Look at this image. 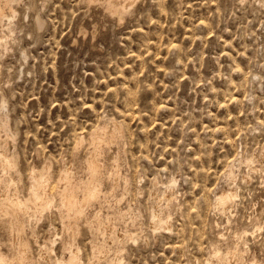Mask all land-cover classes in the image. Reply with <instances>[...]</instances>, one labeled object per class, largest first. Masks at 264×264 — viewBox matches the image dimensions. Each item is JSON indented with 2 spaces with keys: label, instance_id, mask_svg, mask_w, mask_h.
<instances>
[{
  "label": "rangeland",
  "instance_id": "rangeland-1",
  "mask_svg": "<svg viewBox=\"0 0 264 264\" xmlns=\"http://www.w3.org/2000/svg\"><path fill=\"white\" fill-rule=\"evenodd\" d=\"M12 6L0 28V116L13 134L0 130V150L23 162L11 192L28 195L34 168L51 170L48 193L67 168L86 182L89 138L109 128V140L75 236L53 205L23 242L0 226V251L24 243L31 264H65L70 248L80 264L264 257V0H131L120 15L84 0Z\"/></svg>",
  "mask_w": 264,
  "mask_h": 264
},
{
  "label": "bare ground",
  "instance_id": "bare-ground-1",
  "mask_svg": "<svg viewBox=\"0 0 264 264\" xmlns=\"http://www.w3.org/2000/svg\"><path fill=\"white\" fill-rule=\"evenodd\" d=\"M17 0H0V28L3 25V21L6 17L13 16L14 14V7L12 4L16 2ZM86 2H93L95 3V0H84ZM133 1V0H132ZM136 1V0H134ZM262 1V0H261ZM20 2V1H19ZM18 2V3H19ZM22 2V1H21ZM133 3V2H132ZM263 3V2H262ZM111 7H103L105 10H107L110 13H115L117 15L122 14L123 12L127 11L129 9V5L131 4V0H111ZM132 6V5H131ZM260 6V4H259ZM80 7V6H79ZM16 18V17H15ZM8 22V20H6ZM3 28V27H2ZM6 28L10 30L9 23L6 24ZM6 29V30H7ZM4 32V30L2 31ZM7 35V34H6ZM0 52L5 50L8 46V38L5 36L4 39L0 36ZM10 44V43H9ZM5 53V52H4ZM6 116V115H5ZM5 116H0V130L6 131L5 135L8 136L9 138L13 136L12 133L9 132L8 130V120L6 121ZM6 123V127H4V124ZM116 125V123H115ZM119 127V126H118ZM122 127V126H121ZM109 129V128H108ZM105 128H101L97 131H95L94 134L91 135L89 138V141L91 142L93 146V150L90 151L91 154H89L88 160V168H89V174L88 180L84 183H81L80 185H75V182L73 181L71 174L67 168L66 171H64L62 174L60 172V180L59 182H62V187H58L59 190L57 191H51V193L47 191V186L49 183V179L51 178V170L48 167H43L41 169L47 168V175L43 181H40V186L38 188V191L36 195L40 196L41 198L38 200L36 199V195H33L32 192V187L33 184L36 183V181L33 180L32 176H30L29 180V187H28V195L26 197H20L19 195H14V193L11 192V190L18 189L19 182L16 176H10L8 178L9 181H15L14 183H9V182H3L0 183V226H3L2 228L6 229V232L11 234L14 237L18 236V239H20L23 242V232L25 229V226L27 224H30L32 222L33 216L39 213L43 214L42 212L44 210H47L55 205L57 207V210L63 218V225H64V232L66 231V234L69 236H75V232L78 230V219L82 217L81 210L86 209L85 207L88 206L92 200L96 199L99 197L100 190H101V180L104 176V173L102 172L100 161H99V155L101 153V144L104 143L105 141L109 140L108 133ZM8 130V132H7ZM123 133V132H122ZM1 136V135H0ZM83 138V137H81ZM88 138V137H87ZM79 140V139H78ZM88 141V140H86ZM6 143V142H5ZM80 143V142H79ZM112 143V142H111ZM3 146L2 141L0 140V147ZM2 151V150H0ZM4 152L6 155L9 156H14L13 154ZM16 158V157H15ZM116 163V162H115ZM69 165V164H67ZM48 166V165H47ZM62 171V170H61ZM119 172V171H118ZM111 173V172H110ZM116 173L113 172L112 174L114 175ZM31 174V173H30ZM56 174V173H55ZM58 175V174H57ZM117 175V174H116ZM59 176V175H58ZM57 177V176H56ZM86 177V176H85ZM87 178V177H86ZM116 178V177H115ZM54 180V177H53ZM56 181L59 179H55ZM116 181V180H115ZM174 181V180H173ZM171 181V182H173ZM52 183V182H51ZM61 184V183H60ZM57 185V184H56ZM59 186V185H58ZM61 186V185H60ZM51 187V185H50ZM77 188H81L83 192V197L79 198L77 194H75ZM49 188V187H48ZM57 188V189H58ZM94 190V191H93ZM112 190V189H111ZM17 191V190H16ZM16 191H14L16 193ZM113 191V190H112ZM223 191V190H222ZM232 191V190H231ZM156 192V191H155ZM18 194V192H17ZM25 194V193H24ZM155 194V193H154ZM224 194V193H223ZM157 195V194H156ZM154 196V195H153ZM232 196V193L229 194H224L222 197H220V200H226L227 198H230ZM94 197V198H93ZM167 197V196H166ZM118 198V197H117ZM160 198V197H159ZM169 198V197H168ZM119 199V198H118ZM122 199V198H121ZM161 199V198H160ZM170 199V198H169ZM233 199V198H231ZM229 199V200H231ZM106 201V200H105ZM117 202V200H116ZM217 202V201H216ZM215 202V203H216ZM221 203V202H220ZM228 204V203H227ZM226 204V205H227ZM54 206V208H55ZM218 206V205H217ZM53 208V207H52ZM225 208V207H223ZM128 210V209H127ZM99 211V210H98ZM47 212V211H46ZM97 212V211H96ZM100 212V211H99ZM128 212V211H127ZM155 212V211H154ZM154 214V213H153ZM49 215V214H48ZM38 216V215H37ZM41 216V215H40ZM36 218V217H35ZM61 218V219H62ZM133 218V217H132ZM159 218V217H158ZM81 219V218H80ZM34 220V218H33ZM37 220V219H36ZM107 220V218H105ZM130 220V219H129ZM51 221V220H50ZM53 222V220H52ZM111 222V221H110ZM109 222V223H110ZM152 222V221H151ZM108 223V222H107ZM34 224V221L32 222ZM103 224L104 221L101 220V218L96 216V218L93 219L92 225L96 229V231L102 232L100 235L106 236L108 235L110 238L114 232L113 227H107L108 229L105 231L103 229ZM85 225V223L83 224ZM110 225V224H109ZM151 225V224H150ZM157 225V224H156ZM32 226V225H31ZM35 226V225H34ZM108 226V225H107ZM158 226V225H157ZM167 226V225H166ZM28 227V226H27ZM55 227V226H54ZM51 228V227H50ZM87 228V227H86ZM90 228V227H89ZM153 228V227H152ZM156 229V228H155ZM88 230V228H87ZM119 230V229H118ZM28 231V230H27ZM95 231V232H96ZM38 232V231H37ZM128 232V231H127ZM31 233V232H30ZM124 234V233H123ZM16 235V236H14ZM132 235V234H131ZM11 236V237H12ZM60 236V235H59ZM101 236V237H102ZM116 236V235H115ZM58 237V236H57ZM90 237V236H89ZM117 237V236H116ZM9 238V237H8ZM37 238V237H36ZM104 238V237H103ZM108 238V237H106ZM120 238H122L120 236ZM137 238V237H136ZM12 239V238H11ZM12 239V240H13ZM26 239V237H25ZM46 239V238H45ZM49 239V238H48ZM70 240V238H68ZM16 240V239H15ZM73 240V239H72ZM132 240V239H131ZM27 241V240H26ZM47 241V240H46ZM103 241V240H101ZM19 242V241H18ZM43 242V241H42ZM50 242V240H49ZM111 242V241H110ZM9 243V242H8ZM44 243V242H43ZM70 242L64 243L66 246L69 247ZM20 244V243H18ZM17 244L18 247L15 246L13 242L10 241V245L15 249V253L12 255H8L2 251H0V257L6 258L8 261L11 262V264H31L28 262L29 256H28V251L26 252V244L22 243L21 247ZM61 244V243H60ZM63 244V245H64ZM9 245V244H8ZM23 245V246H22ZM52 245V244H51ZM50 245V246H51ZM49 246V247H50ZM61 246V245H60ZM53 247V246H52ZM48 248V247H47ZM94 248V246H93ZM43 249V248H42ZM53 249V248H52ZM64 249V248H63ZM72 250V248H70ZM92 249V247H91ZM2 250V249H1ZM30 250V249H29ZM41 250V249H40ZM66 250V249H65ZM70 256L71 260L75 258V260L78 258L77 253H72ZM95 250V249H94ZM100 252L101 250L98 249ZM31 251V250H30ZM37 251V250H36ZM44 251V250H43ZM64 251V250H63ZM73 251V250H72ZM77 251V249H76ZM104 251V249H103ZM102 251V252H103ZM117 251V250H116ZM42 252V251H41ZM40 252V253H41ZM75 252V250H74ZM79 252V251H78ZM98 252V254L100 253ZM104 251L103 253H105ZM228 252V251H226ZM233 252V251H232ZM231 252V253H232ZM51 253V252H50ZM30 254V253H29ZM229 254V253H228ZM43 255V254H42ZM55 255V254H54ZM102 255V254H100ZM123 255V254H122ZM100 257V256H98ZM97 257V259H98ZM41 258V257H40ZM59 258V257H58ZM81 258V257H80ZM122 258V257H121ZM44 259V258H43ZM101 259V258H100ZM70 260V259H69ZM110 260V259H109ZM238 257L234 256L233 253L229 254L227 259L225 261H220L221 264H236L238 262ZM59 262V260H57ZM92 262V263H91ZM110 262V261H109ZM36 263V262H35ZM96 264L97 260L90 261L88 264ZM117 260H112L111 264H119ZM57 264V263H56ZM59 264V263H58ZM219 264V263H218Z\"/></svg>",
  "mask_w": 264,
  "mask_h": 264
},
{
  "label": "snow or ice",
  "instance_id": "snow-or-ice-1",
  "mask_svg": "<svg viewBox=\"0 0 264 264\" xmlns=\"http://www.w3.org/2000/svg\"><path fill=\"white\" fill-rule=\"evenodd\" d=\"M95 2L102 7H111V0H95ZM6 104V101L3 102ZM0 107H2V104H0ZM6 111V110H5ZM6 123L4 124V127H6ZM23 168V162L17 161L15 156H9L6 155L4 152L0 151V183L3 182H9L14 183L15 181H9L8 178L10 176H16L19 173V170ZM47 168L44 169H32L31 176L36 183L33 184L32 192L33 195H36L38 188L40 186V181H43L47 175ZM94 191V190H93ZM41 197L36 195V199H40ZM94 198V197H93ZM81 215L83 214V210H81ZM59 251V249H57ZM67 251V249H66ZM80 264L78 260L66 261L65 264ZM0 264H11L10 261H8L6 258L0 257ZM253 264H264V257H261L258 262L253 261Z\"/></svg>",
  "mask_w": 264,
  "mask_h": 264
}]
</instances>
